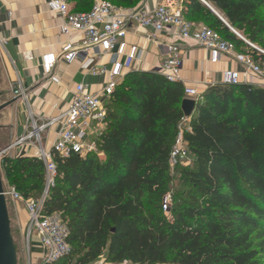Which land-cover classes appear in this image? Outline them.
Here are the masks:
<instances>
[{"label":"trees","instance_id":"1","mask_svg":"<svg viewBox=\"0 0 264 264\" xmlns=\"http://www.w3.org/2000/svg\"><path fill=\"white\" fill-rule=\"evenodd\" d=\"M106 1L131 10L141 0ZM202 1L227 26L199 0L183 1L187 21L205 24L239 52L250 48L230 29L264 44V0ZM70 2L73 12L93 3ZM185 98L182 84L156 72L127 73L97 151L54 156L43 216L57 214L66 224L70 254L53 264H93L103 254L109 264H264V88L217 84L201 94L184 134L193 167L181 174L190 190L173 195L168 220L162 201L171 190L168 159ZM0 168L24 199L43 194L36 157H7Z\"/></svg>","mask_w":264,"mask_h":264},{"label":"built area","instance_id":"2","mask_svg":"<svg viewBox=\"0 0 264 264\" xmlns=\"http://www.w3.org/2000/svg\"><path fill=\"white\" fill-rule=\"evenodd\" d=\"M45 1L48 11L62 18L60 28L63 34L75 35L78 39L65 42L57 55L46 53L40 57L42 79L50 78L60 61L66 65L79 62L80 69L86 75L105 78L103 86L96 92H92L85 83L76 84L67 110L41 125H38V121L29 109L28 93L19 75L11 88L13 98L20 100L27 107L29 121L24 136L10 145L5 154L8 155L9 150L16 146L32 144L36 150V158L44 165L45 188L42 196L36 200L24 199L14 187L9 185L4 186L3 195L7 202L10 200L22 203L28 216L25 229L28 246L32 236H35L45 250L44 263L53 264L70 254L66 224L57 214L43 216V205L49 189L54 186L57 174L53 158L55 155L62 159L71 155L84 157L97 151V139L105 128L111 97L124 79L127 65L138 60L141 54L137 46L126 42L131 28L151 30L157 34L173 30L179 41H193L207 51L210 64L218 65L223 58H229L242 66L241 72L225 70L221 73L220 84L226 86H255L259 83V86L264 88V51L233 31L250 48V52H239L233 43L223 39L205 24L187 21L180 0H161L151 10L145 8L127 10L118 8L106 0H96L88 12H73L69 0ZM165 50V57L159 66V75L170 83H182L179 44L166 45ZM184 95L195 100L196 103L201 100V94L193 88L185 87ZM189 120L183 117L179 124L169 154L170 169L191 162L184 141V134L190 131ZM54 125L58 126L56 138L51 150L46 151L39 139L40 134ZM34 137L37 138V145L30 141ZM169 201V195L163 198L164 211H168ZM122 264L132 263L124 261Z\"/></svg>","mask_w":264,"mask_h":264},{"label":"crops","instance_id":"3","mask_svg":"<svg viewBox=\"0 0 264 264\" xmlns=\"http://www.w3.org/2000/svg\"><path fill=\"white\" fill-rule=\"evenodd\" d=\"M96 0H92V6ZM161 0H141L136 8L153 9ZM183 1L184 0H180ZM70 9L75 4L70 2ZM135 8V9H136ZM87 11V10H83ZM62 18L50 13L45 0H0V57L5 80L1 87L0 98L3 102H12L7 109V117L3 127L8 130L10 142L14 144L26 133L29 121L27 107L12 96L11 86L20 76L28 93L29 109L38 121L45 124L65 112L71 102L76 84L85 83L92 92L98 91L105 78L86 75L80 69L79 62L66 65L58 62L53 75L42 79L39 59L46 53L59 54L63 44L70 39L77 40L75 35H64L60 26ZM126 42L139 48V59L128 64L124 75L131 72H156L165 57V46L178 43L181 51L182 69L180 77L182 86L195 89L202 94L208 87L220 84L221 73L225 70L243 71L242 66L223 58L218 65L209 63L207 51L193 41H179L173 30L157 34L151 30L132 27ZM256 87H260L256 83ZM58 126L46 128L42 134V143L46 151H50L55 141ZM25 157H36V150L30 143L16 146ZM11 150H9L10 153ZM14 152V151H13ZM15 220L20 236H25L28 216L20 202L14 204ZM45 250L38 239L32 236L29 245L27 264H44Z\"/></svg>","mask_w":264,"mask_h":264},{"label":"rangeland","instance_id":"4","mask_svg":"<svg viewBox=\"0 0 264 264\" xmlns=\"http://www.w3.org/2000/svg\"><path fill=\"white\" fill-rule=\"evenodd\" d=\"M259 17H264V9L260 12ZM241 38H243V37H241ZM243 39L246 40L245 38H243ZM263 40H264V37H263ZM246 41L248 42V40H246ZM244 45H246V44L244 43ZM252 45H254L258 49L264 51V44L263 43L262 44H252ZM247 47L249 48V46H247ZM243 51L244 52H250V50H248L246 48H243ZM3 77H4V70H3V65L1 64V57H0V93H1L2 84L5 81L3 79ZM8 89H11V86H8ZM5 103L6 102H3V100L0 98V105H3ZM6 117H7V109L5 108L0 112V149H4L5 146L10 142L8 130L5 127H3V124L5 123ZM29 131H31V129ZM39 139L43 143L44 135L42 133L40 134ZM30 141L33 144L37 145V138L36 137L32 138V140H30ZM18 150L19 149H17V148H13L12 151H10V153L8 152V156L9 157L18 156L19 154H21V153H19ZM192 167H193V165L191 163H189V164H185V165H180L179 168H176V169L174 168V169L170 170L173 181H172V184L170 186L171 190L169 193L170 201L168 202V211H164L162 209L163 214L167 217L168 220H171V217L169 215V210L175 207V205L172 203L173 195L174 194H181V192H184L185 190H187V191L190 190L188 184H186V182L184 181V177L181 173H182L183 169H190ZM2 179H3L4 186H7L8 184L5 181L3 174H2ZM41 196H37L34 199H38ZM182 198H183V200L187 199L186 194H183ZM15 203L16 202H13L10 200H8V202H7L8 213H9V218H10V222H11V234H12L14 244H15V249H16V254H17V264H27L28 256H29V246L27 244L26 236L23 235L21 237L19 234L18 228H17V222L15 220V214H14V204ZM93 264H109V263H106V254H103V256Z\"/></svg>","mask_w":264,"mask_h":264},{"label":"water","instance_id":"5","mask_svg":"<svg viewBox=\"0 0 264 264\" xmlns=\"http://www.w3.org/2000/svg\"><path fill=\"white\" fill-rule=\"evenodd\" d=\"M201 3L203 2L201 1ZM203 4L226 25V23L214 12V10H212L207 4ZM230 30L234 33L232 29ZM11 104L12 102H8L0 105V112ZM196 106L197 103L195 100L185 98L181 104L183 117L185 119H190L196 110ZM9 148L10 146L0 149V165L4 158L9 157L5 154ZM3 188L4 184L0 168V264H17V254L11 234V222L8 213L7 201L3 195Z\"/></svg>","mask_w":264,"mask_h":264},{"label":"bare ground","instance_id":"6","mask_svg":"<svg viewBox=\"0 0 264 264\" xmlns=\"http://www.w3.org/2000/svg\"><path fill=\"white\" fill-rule=\"evenodd\" d=\"M40 132H38V134H39Z\"/></svg>","mask_w":264,"mask_h":264}]
</instances>
